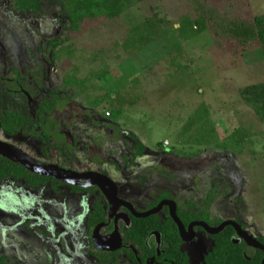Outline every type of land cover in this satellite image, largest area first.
I'll use <instances>...</instances> for the list:
<instances>
[{"label":"rangeland","instance_id":"1","mask_svg":"<svg viewBox=\"0 0 264 264\" xmlns=\"http://www.w3.org/2000/svg\"><path fill=\"white\" fill-rule=\"evenodd\" d=\"M249 2L253 14L264 16V0ZM38 5L37 13L22 15L0 0V88L16 70L32 84L34 69L42 76L37 93L47 98L65 90L80 104L85 115L69 130L74 140L69 167L103 171L123 186V196L134 199L168 189L178 200L199 201L215 183L221 194L216 215L227 219L238 213L251 235H264V123L239 95L242 88L264 83V59L218 50L208 33L180 40L178 9L187 11L184 0H150L116 23L88 24L51 54L48 43L66 37L58 22L61 9L54 0ZM132 136L146 147L133 164ZM19 141L14 142L40 158L39 142L24 136ZM55 144L50 155L63 160ZM93 146L103 164L90 161ZM165 150L177 155L181 172L162 169ZM199 155L210 161L195 175L198 162L182 164ZM157 167L163 177L143 172ZM49 185L32 190L21 181L0 183V256L11 264L92 263L85 255L82 207L95 195ZM205 238L199 234L184 245L192 264L211 247Z\"/></svg>","mask_w":264,"mask_h":264},{"label":"trees","instance_id":"2","mask_svg":"<svg viewBox=\"0 0 264 264\" xmlns=\"http://www.w3.org/2000/svg\"><path fill=\"white\" fill-rule=\"evenodd\" d=\"M54 1L61 9V17L58 22L61 23L62 30L66 32V37L62 41H52L50 43L51 51L74 40L79 36L84 26L98 24V21L108 22L109 24L116 23L128 10L150 0ZM184 1L186 2L187 11L182 12V9H178L179 27L177 32L180 40L187 42L203 33H208L213 45L218 50L230 52L240 57H244L249 53H256L264 59V16L252 13L249 0ZM38 2L39 0H9L10 8L22 14L29 11L36 12L39 6ZM239 95L242 102L252 109L258 120L264 123V83L242 88ZM71 99L72 97L65 90L61 91L60 94L59 92L53 94L52 99H45L40 102L35 118L31 117L27 111L25 102L28 99L26 96L23 98V102L20 103V114L17 111L5 108L0 100L1 129L9 136L20 131V133L34 137L42 143L49 140V134H53L59 140H64L65 134L58 131L60 121L54 114L59 112L63 116ZM70 108L74 109L72 105ZM103 117L106 118L104 114ZM33 124L37 126L34 127ZM138 147V153L142 152L143 146L138 145ZM169 157L175 158L171 154ZM194 158L188 157L191 161L186 160L182 166L190 164ZM176 164H181L177 155ZM11 179L15 181L22 180L30 188H37L48 182L55 185L60 184L55 183L52 179L31 174L20 165L0 157V181ZM96 206L95 214L91 216L88 223L89 229L98 222L97 219L106 217L101 206ZM190 206L194 207L192 204ZM202 208L208 210V202L204 201ZM178 217L184 225H187L194 220H204L206 216L204 212L198 210L187 211L182 207L178 210ZM219 223L215 222L214 225L216 226ZM152 231L159 232L167 244V246L165 245L167 247L165 258L173 260L174 264H189L188 257L181 248L177 229L168 216L167 220L163 221L156 219V217L134 220L132 227L126 231L125 235L129 243L133 244L138 251L143 249L145 252L148 251L144 244L145 239ZM232 237H234V231L231 228L213 236V247L205 256L203 264H261L263 252L251 250L243 243L235 245L231 242ZM258 241L264 246V235L259 237ZM0 264L11 263L5 257L0 256Z\"/></svg>","mask_w":264,"mask_h":264},{"label":"flooded vegetation","instance_id":"3","mask_svg":"<svg viewBox=\"0 0 264 264\" xmlns=\"http://www.w3.org/2000/svg\"><path fill=\"white\" fill-rule=\"evenodd\" d=\"M7 2H9V0H7ZM9 8H10V4H9ZM10 10L16 14H22L20 12L13 11L11 8H10ZM37 12L38 11H36V12L29 11V12L25 13V15L33 14V13H37ZM22 15H24V14H22ZM60 17H61V15H60ZM60 25H61V23H60ZM51 42L52 41H50L48 43L47 50L52 54L53 51L50 50V43ZM15 72L17 73V74H15L16 76L14 74H9V76L12 77V79L11 80L6 79L3 82V86L0 88V100L2 101L3 106L5 108L11 109V111H17L20 114V103L23 102V98L26 96L28 99L25 102L27 111L31 117L35 118L36 117V111L38 110V108L40 106V102L42 100H45V99L46 100L52 99L53 94H55L57 92H54L52 94V96L47 97V98L45 96H42L39 93H37L39 86H42L43 84H42L41 74L36 73L34 71V69H32V72H31V70H29V72H31V75H32L30 77V79L33 77L32 84L28 83V81L21 80L20 76L18 75V70H16ZM24 77H26V75ZM59 94H60V92H59ZM68 95H70V94H68ZM71 105L73 106L74 109L70 108ZM67 106H68V108L65 110V113L63 116L60 115L59 112L57 114H54L57 116L56 118L60 121V126L58 128V131L65 134L64 140H59L56 138V136H53V134L52 135L49 134V136H48L49 140L46 141V143H42L34 137L26 136V135L20 133V131L9 136L3 132V130L1 129V126H0V134H1L0 142L6 143L8 145H12L16 149H19L23 153L27 154L14 141H17V143H19L20 142L19 141L20 136L32 138V139L36 140L37 142H39L41 155L39 156L40 158H34V157L30 156L29 154H27L29 157L35 159L36 161L42 162V163L57 165L62 169L71 170V171H75L78 173H86V172L99 173V174L107 177L116 186V188H117V200L122 202L124 206L119 207L118 210H116V212L114 213L113 217L110 218L109 217V204H108L107 200L105 199L104 195L100 192V190L97 187H91L88 189H83V188H79V187L66 186L62 183H60L59 185L52 184L51 182L47 183V184H50L49 186L52 187L54 190L59 186H66L72 192H74L75 194H77L79 196H83V195L94 196L95 195L94 200L88 201L89 205H87V203H86L87 206L85 208L82 207L83 216H84V227H85L84 229H85L86 241H87V245H88V247L86 248V251H85V255H86V257L90 258V260L92 261V263H90V264H174L173 260H169V259L165 258L166 251H167V247H166L167 244L164 241L162 235L157 231H152L149 234V236L145 239L144 244H145L146 249L148 251L144 252V250L142 249V250H139L140 251L139 252L133 244L129 243V240L126 237L125 233H126V231H128L132 227L133 221L134 220H144V219H148L150 217H156V219L163 221V220H167V216H168V218L171 220V222L174 224V226L177 229L179 239L181 241V248L186 253V255L188 257L189 264H192V261L190 259L189 254L185 251L184 245L189 244L192 241H195L198 238L199 234H202L203 238L207 237L208 240L211 241V247L208 250H206V252L204 253L202 259L200 260V262L198 264H203L205 256L210 252L211 248L213 247L214 242L212 240V237L222 233L225 229L231 228L234 231V237H232V239H231V242L233 244H235V245H237L239 243L245 244L242 239H239V237L237 236L236 231L232 225H227L221 232H219L216 235H210L204 230L203 227H200V226H194L192 229V233H188L189 232L188 228L192 224L204 223L208 228H217L220 225L225 224V223L236 224L240 227V229L243 232H246L248 235L252 236L258 243H260L258 241V238L263 236V235H259V236L258 235H256V236L251 235L249 228H247L245 217L240 218V216H238V213H236V215H234L233 217L227 218V219L220 218L216 215V208H217L218 200L220 198L219 196L221 194H219V191L217 188L218 186L215 183H213L211 185L212 189L206 193L204 199H201L199 201H195V200L187 199V198H184L183 200H178L176 198V196L174 195V193L168 189L162 190V191H157V190L156 191H149V198L143 199L142 197H140L138 199H134L130 196H126V195L123 196L122 195L123 194V186L117 182V179L115 177H114L115 178L114 179L111 177V175H109L103 171H94L92 169L80 170L77 168L69 167V164L71 162L70 160L72 158V149H73V143H74V140H72V137L70 138V136L68 135L69 130L71 128H73L77 119H79L83 115H85V112L83 111L80 104L76 103L73 100V97L71 100H69V103L67 104ZM98 117L101 120H105V121L108 120V123H106V125L112 126L111 121H109V119H105L100 114H98ZM33 126L36 127L37 125L33 124ZM132 139L136 142L134 147H133V152H132V156H131V160H130V162L133 164L138 158H140L144 155V153L146 151V147L142 142H140L137 139L136 136L135 137L132 136ZM53 142L56 143L54 147L57 148L58 156H61L62 158H64L63 160H60L58 158L53 159V157L50 155V144ZM138 145L139 146L142 145L144 148L142 150V152H140V153H138V148H139ZM89 154H90V161L92 163L97 164V165L103 164L102 154L94 146L89 148ZM169 155H170V153H167L165 150L164 157L161 159L162 160L161 164L163 166L162 169L169 170V172L167 171L169 173V175H170V172H171V174H177L178 172H181V169H183V168H180L181 165L180 166L177 165L176 159L175 158L172 159L171 157H169ZM200 156L201 155H199V157H197L193 160V161L198 162V164L201 165L199 168L196 169L195 175L199 172L205 171L206 165H208V163L210 161V158L208 156H203L202 158H200ZM190 163L193 164V162H190ZM144 171L145 172L148 171L149 175L152 178L163 177V171L160 169V167L151 168L149 170L143 169V172ZM127 177H128V175H127ZM192 179H193V177L191 179H189L187 183L188 184L192 183ZM194 179H195V177H194ZM11 180H13V179H11ZM3 181H9V180H3ZM3 181H0V183ZM20 181L26 187H28L22 180H19V182ZM53 181H55V180H53ZM56 182L57 181H55V183ZM47 184H45V185H47ZM134 185H137V184H134ZM42 186H44V185H42ZM42 186H39L37 188H30V187H28V188L35 190V189H38ZM128 186L132 187L133 185L128 184ZM209 196H211V197H209ZM239 196H241V195H239ZM238 200H240V202L242 203V199H238ZM204 201L208 202V204H209L208 210H204L202 208ZM166 203H173L175 205L176 216L186 230V233H187L186 239L188 241H183L181 239L178 228L170 216L169 207L165 205ZM190 204L194 205V207H191ZM96 205L101 206L102 210L106 214L105 215L106 217H104L102 219H97L98 222L92 228L89 229L88 223H89L91 216L95 214V208L97 207ZM160 205H162L160 210H157L155 214L150 215L146 218H137L136 216L133 215V214L141 215V214H145V213L154 211ZM182 207H184L187 211L198 210L199 212H202V213L204 212L206 217L204 220L198 219V220H194V221L189 222L187 225H184V223L178 217V210ZM235 211H236V208H235ZM215 222H220V223L215 226L214 225ZM115 228L118 229V238H119L120 242H117V240L113 239L111 236L112 233L114 232ZM96 229H98L97 240H100V241H97V243L102 245V246L111 247V248H113V250L101 251V250H98L93 245L92 238H93V235H94V232ZM234 240H236L238 242L234 243L233 242ZM206 242L207 241L203 242V246L201 247V249L202 248H204V250L206 249V246H207ZM246 247L251 249V250L260 251V250L248 247L247 245H246ZM263 258H264V255H263ZM263 258H262V260H263Z\"/></svg>","mask_w":264,"mask_h":264},{"label":"water","instance_id":"4","mask_svg":"<svg viewBox=\"0 0 264 264\" xmlns=\"http://www.w3.org/2000/svg\"><path fill=\"white\" fill-rule=\"evenodd\" d=\"M0 157L8 160L11 163L18 164L21 167H23L26 171H28L31 174L46 178V179H52L59 183H62L66 186L71 187H79L83 189H88L91 187H97L100 192L104 195L105 199L107 200L109 204V217L112 218L116 210H118L119 207L124 206L122 202L117 200V188L116 186L105 176L95 173V172H86V173H78L71 170H65L60 168L57 165L42 163L39 161H36L35 159L29 157L27 154L23 153L21 150L16 149L12 145H8L6 143L0 142ZM166 206L169 207V213L176 224L180 237L183 241H188L186 239V230L183 227L182 223L179 221V219L176 216V209L175 205L173 203H166ZM162 205H160L156 210L137 215L133 214L137 218H146L150 215H153L156 213L157 210H160ZM227 225H232L236 231L237 236L239 239H242L243 242L251 248L260 250L264 252V247L258 243L252 236L248 235L246 232H243L240 227L236 224L232 223H225L220 225L217 228H208L204 223H196L192 224L188 228V233H192V229L194 226H200L203 227L204 230L210 234V235H216L219 232H221ZM97 232L98 229L95 230L93 235V245L101 251H109L113 250V248L108 246H102L97 243ZM112 238L117 240V242H120L118 238V229L115 228L114 232L112 233ZM110 236V237H111ZM234 243H237L238 241L234 240ZM261 264H264V258L261 262Z\"/></svg>","mask_w":264,"mask_h":264},{"label":"built area","instance_id":"5","mask_svg":"<svg viewBox=\"0 0 264 264\" xmlns=\"http://www.w3.org/2000/svg\"><path fill=\"white\" fill-rule=\"evenodd\" d=\"M107 116H108V114H107Z\"/></svg>","mask_w":264,"mask_h":264}]
</instances>
